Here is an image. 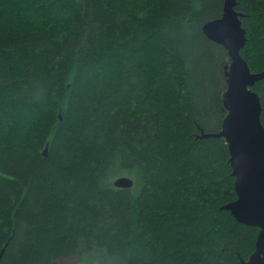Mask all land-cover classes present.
<instances>
[{
	"label": "trees",
	"instance_id": "obj_1",
	"mask_svg": "<svg viewBox=\"0 0 264 264\" xmlns=\"http://www.w3.org/2000/svg\"><path fill=\"white\" fill-rule=\"evenodd\" d=\"M252 73L264 0H237ZM224 0H0V264H241L260 230L222 130ZM252 90L261 100L264 79ZM46 153V154H45ZM129 178L130 188L115 182Z\"/></svg>",
	"mask_w": 264,
	"mask_h": 264
},
{
	"label": "water",
	"instance_id": "obj_2",
	"mask_svg": "<svg viewBox=\"0 0 264 264\" xmlns=\"http://www.w3.org/2000/svg\"><path fill=\"white\" fill-rule=\"evenodd\" d=\"M237 4V0H224L222 16L208 21L202 28L205 36L224 47L231 59L225 68L227 89L223 105L227 114L222 130L203 137L224 138L228 145L237 199L222 210L229 211L238 223L260 230L255 252L248 260L240 259V263L264 264V126L261 100L252 90L264 79V70L252 73L241 55L248 39ZM132 185L129 178L115 182L119 188Z\"/></svg>",
	"mask_w": 264,
	"mask_h": 264
},
{
	"label": "rangeland",
	"instance_id": "obj_3",
	"mask_svg": "<svg viewBox=\"0 0 264 264\" xmlns=\"http://www.w3.org/2000/svg\"><path fill=\"white\" fill-rule=\"evenodd\" d=\"M56 264H80L77 258H66V259H60L56 261Z\"/></svg>",
	"mask_w": 264,
	"mask_h": 264
}]
</instances>
